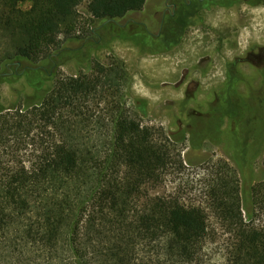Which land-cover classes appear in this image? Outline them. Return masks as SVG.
<instances>
[{
	"label": "trees",
	"instance_id": "1",
	"mask_svg": "<svg viewBox=\"0 0 264 264\" xmlns=\"http://www.w3.org/2000/svg\"><path fill=\"white\" fill-rule=\"evenodd\" d=\"M20 1L0 0V84L23 77L32 90L18 103L0 102V264H202L207 207L158 192L169 168L182 167L175 149L182 133L170 138L142 125L137 103L131 110L124 99L132 86L125 72L128 91L116 87L102 108L90 98L104 65L90 61L87 71L73 76L56 72L64 58L96 43L89 39L94 25L123 19L146 0H88L90 18L81 32L83 0H30L27 10ZM143 37L150 46V37ZM250 114L249 124L234 115L243 177L251 176L264 137V106ZM88 126L100 131L98 143L70 136ZM220 162L208 195L234 231L226 264H264V227L253 225L251 202L244 201L251 191L263 192L264 182L241 189L236 168Z\"/></svg>",
	"mask_w": 264,
	"mask_h": 264
},
{
	"label": "rangeland",
	"instance_id": "2",
	"mask_svg": "<svg viewBox=\"0 0 264 264\" xmlns=\"http://www.w3.org/2000/svg\"><path fill=\"white\" fill-rule=\"evenodd\" d=\"M87 1L83 0L78 6L80 32L84 21L90 18L86 8ZM30 6V0L19 2V7L23 10L29 9ZM198 16L203 17L202 21L192 19L195 20V24L187 29L179 43L168 53L141 54L139 48L133 45L132 39H129L131 28L135 29L132 24L121 28L113 23H106L103 29H97L98 26L94 25L93 29L99 33L101 39H97L95 44L87 42L81 53L64 58L65 62L56 68V72L60 76L79 75L87 71L90 61L92 65L98 61L105 66H103L105 72L101 74L102 82L99 83L97 93L90 98L94 107L105 106L112 96L117 94L116 87H120V92L128 91L129 86H126V78H124L125 72L132 77L130 93L124 97L127 107L134 110L137 102L144 100L148 103V114L140 118L142 125H148L174 136H179V132L183 130L195 135L203 131L207 132L210 127L207 120L200 119L192 122L189 118L197 108L195 102H183L184 90L182 88L174 90L172 86L166 87V85L172 84V81L179 78L180 72L189 61L192 64L199 56L211 55L219 47L222 48L219 55L225 59L235 55L243 57L247 52L246 49L251 47L248 56L251 59L252 68L250 73L246 72L248 82L245 86L250 85L251 90L260 87L262 78L259 71L264 65V5L251 6L240 3V6L228 11H207ZM120 22L123 23V21ZM89 25L90 23H86L85 27ZM231 30H234V36L231 38L237 42L235 50L228 47L230 34L227 33ZM217 34L225 40L219 41ZM4 47L5 42L0 38V51ZM119 62L122 63V67H119ZM213 70L217 71L216 76L220 78L221 68ZM196 74L198 72L192 75ZM206 83L211 81L206 80L203 84ZM31 92L24 78L20 77L13 83L0 84V102L7 107L14 102L18 103L19 98ZM95 127L88 126L70 133V136L80 138L84 135L86 138L90 137L92 143H98L101 140V133ZM228 128L226 125L223 127L222 141L219 145L205 142L203 148L191 149L187 140L175 144L176 153H180L183 160L182 167L172 165L158 190L161 194L178 197L185 204L193 203L207 207L208 234L200 252L202 264H226L235 242L234 231L211 208L208 195V186L213 184L215 177L219 174L217 172L220 161H227L230 166L237 167L233 157V136ZM81 131L86 132L83 134ZM226 149H230V154H225ZM250 165V177H243L238 172L241 180L240 187L247 191L264 182V137ZM246 199L245 202H251L253 225L258 228L264 227V191L256 194L251 191L250 197ZM243 214L247 222L246 211L243 210Z\"/></svg>",
	"mask_w": 264,
	"mask_h": 264
},
{
	"label": "flooded vegetation",
	"instance_id": "3",
	"mask_svg": "<svg viewBox=\"0 0 264 264\" xmlns=\"http://www.w3.org/2000/svg\"><path fill=\"white\" fill-rule=\"evenodd\" d=\"M240 3H246L251 6L264 5L260 0H146L142 9L133 11L126 15L123 19L114 20L111 23L116 26L125 27L128 24L134 25L135 29L131 28L133 36L132 43L135 47L139 48L141 54L144 53H168L173 46L179 43L181 37L185 34L189 27L195 24V20L202 21L203 17L198 14H204L214 10L228 11L240 6ZM195 19V20H192ZM120 21H123L121 23ZM106 21L97 29H103ZM168 30L165 38L162 39L163 32ZM233 29V28H232ZM143 33L150 37V46L145 43ZM96 30H92V35L89 39H101V36ZM230 34L228 39V47L232 50L237 48V42L231 37L234 36V30L227 33ZM219 41L225 40L224 37L217 34ZM227 40V38H226ZM87 42V40H86ZM97 42V41H96ZM222 48L215 50L211 55H202L191 64L187 63L180 72L177 80L172 81V84H167L166 87L172 86L174 90L183 91V102L193 101L197 108L190 115L192 122L205 119L207 120V132H201L195 135L190 131H180L182 136L177 140L181 143L188 141L191 149H201L205 142L211 145H219L222 141V129L226 125L228 131L232 133L234 140V129L236 125L235 112L239 114V123H251L250 110L252 108H262L264 106V65L260 68L261 85L256 89H250L245 86L248 82L247 73L251 72V59L248 56L251 47L246 49L243 57L235 55L234 57L225 59L219 55ZM57 54H54V56ZM189 65V67H188ZM19 65L15 67V71ZM214 68H221V77H217V71ZM10 73L13 72L12 68ZM198 72L195 76L193 73ZM206 80L211 83L203 84ZM249 83H251L249 81ZM184 85V87H183ZM243 86L240 89V87ZM137 111L142 118L148 114L147 101L137 102ZM251 118V119H250ZM260 120V117L255 118ZM166 134L170 136V133ZM245 137H248L245 134ZM234 155L236 151L234 146ZM225 154H230V149L225 150ZM250 150L247 156L250 157ZM236 170L241 173L240 166L237 165Z\"/></svg>",
	"mask_w": 264,
	"mask_h": 264
},
{
	"label": "bare ground",
	"instance_id": "4",
	"mask_svg": "<svg viewBox=\"0 0 264 264\" xmlns=\"http://www.w3.org/2000/svg\"><path fill=\"white\" fill-rule=\"evenodd\" d=\"M162 71V70H161ZM165 72V71H164ZM168 72V71H167ZM169 73V72H168ZM172 74V73H171ZM155 76V75H154ZM145 94H147V93H145ZM155 95V94H154ZM147 96V95H146ZM155 98V97H154ZM157 100V99H156Z\"/></svg>",
	"mask_w": 264,
	"mask_h": 264
},
{
	"label": "water",
	"instance_id": "5",
	"mask_svg": "<svg viewBox=\"0 0 264 264\" xmlns=\"http://www.w3.org/2000/svg\"><path fill=\"white\" fill-rule=\"evenodd\" d=\"M19 64V63H18Z\"/></svg>",
	"mask_w": 264,
	"mask_h": 264
}]
</instances>
